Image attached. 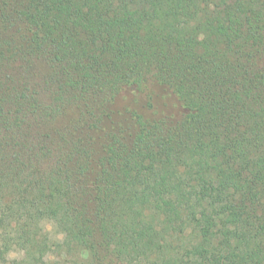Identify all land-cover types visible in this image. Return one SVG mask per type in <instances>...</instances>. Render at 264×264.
I'll return each instance as SVG.
<instances>
[{"label": "trees", "instance_id": "1", "mask_svg": "<svg viewBox=\"0 0 264 264\" xmlns=\"http://www.w3.org/2000/svg\"><path fill=\"white\" fill-rule=\"evenodd\" d=\"M14 250L264 264V0H0V264Z\"/></svg>", "mask_w": 264, "mask_h": 264}, {"label": "rangeland", "instance_id": "2", "mask_svg": "<svg viewBox=\"0 0 264 264\" xmlns=\"http://www.w3.org/2000/svg\"><path fill=\"white\" fill-rule=\"evenodd\" d=\"M128 98H129V100L127 102L132 103V105H136L138 103L137 102L138 99H140V102L138 104L142 105V103H143V101L140 97H138V98L137 97H135V98L134 97H128ZM126 99H122L121 102L125 101ZM127 102L125 104H127ZM44 226L48 230L46 232L48 233V237H49V240L51 241V243L63 241L64 235L62 233H60L59 231H56V229L54 228V226L50 222H45ZM55 255L57 256V253ZM22 256H23L22 252H20L18 250L17 251L14 250L13 252H10V254L8 255L6 263H2V264H12L15 259H21ZM57 257H58L57 260L60 261V264H63L59 255ZM68 264H70V263H68Z\"/></svg>", "mask_w": 264, "mask_h": 264}]
</instances>
